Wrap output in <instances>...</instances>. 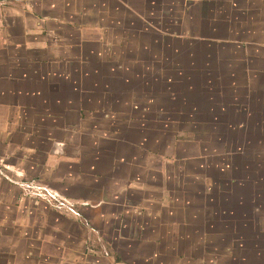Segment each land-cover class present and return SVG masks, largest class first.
Segmentation results:
<instances>
[{
  "label": "crops",
  "instance_id": "obj_1",
  "mask_svg": "<svg viewBox=\"0 0 264 264\" xmlns=\"http://www.w3.org/2000/svg\"><path fill=\"white\" fill-rule=\"evenodd\" d=\"M178 124L264 146V0H0V264H137L135 243L138 264L216 263L220 229L186 234L174 210L189 178L218 188L189 164L220 152L186 153ZM31 179L79 215L23 196Z\"/></svg>",
  "mask_w": 264,
  "mask_h": 264
},
{
  "label": "rangeland",
  "instance_id": "obj_2",
  "mask_svg": "<svg viewBox=\"0 0 264 264\" xmlns=\"http://www.w3.org/2000/svg\"><path fill=\"white\" fill-rule=\"evenodd\" d=\"M178 84L179 82L174 83L173 87L178 89ZM135 127L139 134L144 132V134L149 136H156V132L161 130L159 128L164 126H142L144 129ZM168 129L175 130L178 133L183 130L189 136L192 134L191 136L194 139L198 137V143L195 141L193 143L188 142V145H186V153L199 154L197 145L201 148V154L208 153L211 147L217 148L220 152L219 156L207 155L205 158L194 159L190 162V170H194V172L201 170L198 173L203 176L205 174L208 180H212L213 185L215 183L217 185L218 183V188L211 187V190H204L201 180L198 181V179L189 178L188 184L182 187L183 190L178 189L182 199H176L178 202H182L186 196L184 198V204H176V209L173 210H182L181 214L184 215V219L190 218L191 224L187 225L185 221V224H178V226L182 227L184 232L186 231V234L189 233L192 236L199 234L201 229L211 234L220 229L218 236L214 235L212 241L210 239L206 243L209 250H211L212 246L214 247L213 254L217 258L216 263L214 260H211V264H261L263 256L261 250L264 248V157H258V153L256 152H261L260 149L264 150V146H261L263 143L245 139V134L239 126L234 128L233 126L224 124L217 126L202 125L199 128L198 134L196 133L197 126L179 124L169 127L165 126V132ZM212 129L216 130L213 138L218 136L217 139L211 140L210 131ZM223 147L225 148V152L230 150L234 153H229L230 155L223 153ZM175 175L177 176L178 174L175 173ZM22 194L23 196H29L28 190L25 189H22ZM210 194L216 196L214 200H218L219 204H213L211 202ZM205 195H207V198ZM249 198H252L253 205H237L240 201L245 200L247 202ZM191 199L195 202L202 201V203L192 205L191 202L193 200ZM44 202L54 210L60 212L53 205H50L46 201ZM80 205L77 204L75 213L71 214L75 216L79 215ZM196 215L202 216V222L197 219L195 220ZM249 215L252 218V222L250 223L256 225V227L247 233L248 230L245 226L247 221L243 218ZM172 216L174 217L175 215L172 214ZM146 223L147 221H139V224L144 225ZM234 226L236 228L235 232L232 231ZM178 239H181L184 243L185 239L189 240L188 237ZM87 248H89L88 251L90 253L98 256V259L113 260V253L109 252L106 247L103 249L94 248V245H88L87 243ZM141 248L145 250L150 247L147 246V243H142L141 245L135 243V249L137 251V253L135 252V262L137 264L140 263L138 260V252ZM121 255L127 260L133 258V254L129 250L123 251ZM141 255L143 254L141 253ZM159 260H162V258Z\"/></svg>",
  "mask_w": 264,
  "mask_h": 264
},
{
  "label": "built area",
  "instance_id": "obj_3",
  "mask_svg": "<svg viewBox=\"0 0 264 264\" xmlns=\"http://www.w3.org/2000/svg\"><path fill=\"white\" fill-rule=\"evenodd\" d=\"M23 189L28 190L29 196L33 197L35 201L44 200L65 215L75 213L77 204H79L76 201L64 197L58 191L48 187L37 179H31L25 182Z\"/></svg>",
  "mask_w": 264,
  "mask_h": 264
}]
</instances>
